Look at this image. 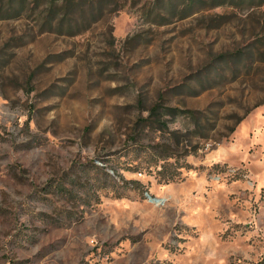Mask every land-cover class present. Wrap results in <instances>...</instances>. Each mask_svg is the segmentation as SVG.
Wrapping results in <instances>:
<instances>
[{
  "label": "rangeland",
  "instance_id": "374dc122",
  "mask_svg": "<svg viewBox=\"0 0 264 264\" xmlns=\"http://www.w3.org/2000/svg\"><path fill=\"white\" fill-rule=\"evenodd\" d=\"M237 2L0 0V264H264V103L230 132L264 3Z\"/></svg>",
  "mask_w": 264,
  "mask_h": 264
},
{
  "label": "trees",
  "instance_id": "16d2710c",
  "mask_svg": "<svg viewBox=\"0 0 264 264\" xmlns=\"http://www.w3.org/2000/svg\"><path fill=\"white\" fill-rule=\"evenodd\" d=\"M34 1H37V0H34ZM196 1L197 0H180V2H181V5H185L186 6V8H191V7H193V5L196 3ZM236 1H238V2H242V1H244V0H236ZM249 2H257V4H262V3H264V0H248ZM237 2V3H238ZM22 4H23V1H21V3H20V6H19V9L20 10H25V8H24V5L22 6ZM170 6H171V10H174V5H173V3L170 1ZM186 8H182L181 10H180V12H179V14L180 15H182V14H185L186 12H187V9ZM1 11V10H0ZM12 12L13 13H11L12 15H14V16H16V15H18L19 14V10H17V11H13L12 10ZM15 12V13H14ZM173 12V11H172ZM48 18H52V13H48L47 14V16H46V19H45V24H49L50 26L52 25V23H53V21H51V20H53V19H51V20H48ZM58 28H60V25H59V27ZM253 51H251V52H249L251 55V57H258V56H260L261 55V57H258L257 59L258 60H260V61H262V62H264V54H262V53H255V52H253ZM243 53V52H242ZM242 53H234L233 54V56L235 57V60H237L240 64L242 63V66H246V65H243V63L246 61V60H248V58H245V56H243V57H241L242 55ZM244 54H246V53H244ZM258 54H260V55H258ZM244 61V62H243ZM251 61H254V60H251ZM217 74H218V72H217ZM220 74V73H219ZM223 76V75H222ZM252 80V79H251ZM262 103H264V97H262V98H260L259 100H257L256 102H253V104L252 105H246L245 107H244V109H243V112H238V111H235V112H233V114H232V116H233V125H231L230 126V132H232L234 129H235V126L242 120V119H245V117L247 116V114H249L250 112H251V110L253 109V108H255V107H257V106H259L260 104H262Z\"/></svg>",
  "mask_w": 264,
  "mask_h": 264
},
{
  "label": "water",
  "instance_id": "95a60500",
  "mask_svg": "<svg viewBox=\"0 0 264 264\" xmlns=\"http://www.w3.org/2000/svg\"><path fill=\"white\" fill-rule=\"evenodd\" d=\"M151 198V200H153V201H157V199L156 198H152V197H150Z\"/></svg>",
  "mask_w": 264,
  "mask_h": 264
}]
</instances>
